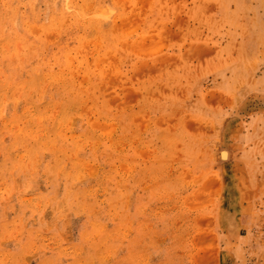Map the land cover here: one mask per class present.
Returning a JSON list of instances; mask_svg holds the SVG:
<instances>
[{"label": "rangeland", "instance_id": "374dc122", "mask_svg": "<svg viewBox=\"0 0 264 264\" xmlns=\"http://www.w3.org/2000/svg\"><path fill=\"white\" fill-rule=\"evenodd\" d=\"M0 264H264V0H0Z\"/></svg>", "mask_w": 264, "mask_h": 264}, {"label": "bare ground", "instance_id": "6f19581e", "mask_svg": "<svg viewBox=\"0 0 264 264\" xmlns=\"http://www.w3.org/2000/svg\"><path fill=\"white\" fill-rule=\"evenodd\" d=\"M151 5H152V4H151ZM203 5H204V4H203ZM180 11H182V10H180ZM185 20H186V19H185ZM190 47H191V46H190ZM190 47H189V49H190ZM190 52H191V50H190ZM185 56H186V55H185ZM177 61H178V60H177ZM160 74H161V73H160ZM127 82H128V81H127ZM162 85H164V84H162ZM114 86H115V85H114ZM161 88H162V86H161ZM165 89H166V88H165ZM223 151H224V150H223ZM226 155H227V154H226L225 152H222V153H221V158H222V160H223V158H226ZM221 158H220V159H221Z\"/></svg>", "mask_w": 264, "mask_h": 264}]
</instances>
